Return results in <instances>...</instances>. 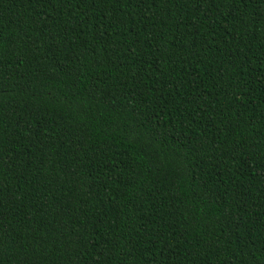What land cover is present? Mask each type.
I'll list each match as a JSON object with an SVG mask.
<instances>
[{
  "label": "trees",
  "instance_id": "16d2710c",
  "mask_svg": "<svg viewBox=\"0 0 264 264\" xmlns=\"http://www.w3.org/2000/svg\"><path fill=\"white\" fill-rule=\"evenodd\" d=\"M0 264H264V0H0Z\"/></svg>",
  "mask_w": 264,
  "mask_h": 264
}]
</instances>
